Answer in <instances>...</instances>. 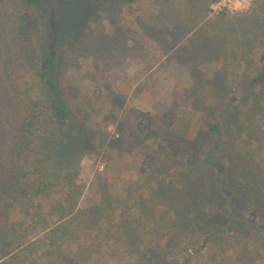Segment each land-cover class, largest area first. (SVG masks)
I'll use <instances>...</instances> for the list:
<instances>
[{
    "label": "rangeland",
    "instance_id": "1",
    "mask_svg": "<svg viewBox=\"0 0 264 264\" xmlns=\"http://www.w3.org/2000/svg\"><path fill=\"white\" fill-rule=\"evenodd\" d=\"M234 2L85 3L82 29L55 47L56 80L85 144L44 202L25 194L0 216L18 246L7 253L0 243V264H264L263 232L225 210L232 193L242 218L264 219V202L246 190L264 163V85L248 87L250 55L264 50V0ZM36 70L34 56L0 73V156L18 126L17 99L41 97ZM213 162L227 166L222 187Z\"/></svg>",
    "mask_w": 264,
    "mask_h": 264
},
{
    "label": "trees",
    "instance_id": "2",
    "mask_svg": "<svg viewBox=\"0 0 264 264\" xmlns=\"http://www.w3.org/2000/svg\"><path fill=\"white\" fill-rule=\"evenodd\" d=\"M88 1L114 4L119 1L133 3L135 0L0 1V73L3 70L7 73L9 70L15 71L18 62L29 65L36 56V75L42 84L40 98L29 101L17 99L18 126L5 141L4 153L0 156V216L9 208H14L25 194L37 196L44 202L56 186L60 174L73 167L69 165V157L77 155L85 144L84 124L62 96L56 80L55 47L66 34L72 35L82 29L87 19L83 6ZM189 6L192 7V2ZM189 13L192 19L195 13ZM256 30L257 35L264 32L263 22ZM250 57L256 72L251 76L248 87L264 85V50ZM1 93L0 89V120L4 121L8 119V112L2 109L4 99ZM13 99L16 101L15 90ZM258 110L264 113V106H259ZM207 125L214 132L218 129L213 123ZM138 132L143 135V139L150 135L142 123L138 125ZM134 137L139 139V135ZM167 146L173 156L186 157L188 164L200 167L199 161L192 157L186 147L174 144ZM214 163H211L217 170L214 180L218 187H222V175L227 166L221 162ZM237 189L234 188V192L237 193ZM246 190L253 191L255 200L264 202V163L254 166ZM225 203V210H233L238 223L250 224L264 234V219L257 224L242 218L236 211L238 205L232 193L225 196ZM107 205L100 202L97 208L100 216L106 211ZM73 207H69V212ZM0 225V243L8 246L9 253L18 247L14 244L16 229L7 220L0 222Z\"/></svg>",
    "mask_w": 264,
    "mask_h": 264
},
{
    "label": "clouds",
    "instance_id": "3",
    "mask_svg": "<svg viewBox=\"0 0 264 264\" xmlns=\"http://www.w3.org/2000/svg\"><path fill=\"white\" fill-rule=\"evenodd\" d=\"M251 0H235L234 6L236 9H246L247 7L250 6Z\"/></svg>",
    "mask_w": 264,
    "mask_h": 264
}]
</instances>
